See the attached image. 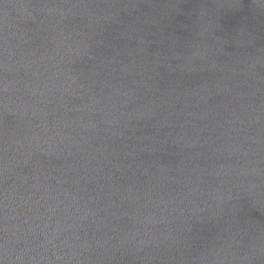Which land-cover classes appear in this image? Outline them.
<instances>
[{
	"label": "clouds",
	"instance_id": "obj_1",
	"mask_svg": "<svg viewBox=\"0 0 264 264\" xmlns=\"http://www.w3.org/2000/svg\"><path fill=\"white\" fill-rule=\"evenodd\" d=\"M246 209L264 0H0V264H264Z\"/></svg>",
	"mask_w": 264,
	"mask_h": 264
},
{
	"label": "water",
	"instance_id": "obj_2",
	"mask_svg": "<svg viewBox=\"0 0 264 264\" xmlns=\"http://www.w3.org/2000/svg\"><path fill=\"white\" fill-rule=\"evenodd\" d=\"M224 23L227 28H230L236 23V18L227 17ZM246 211H248L251 216H253L254 218L258 220L264 217V211H260L257 209H246Z\"/></svg>",
	"mask_w": 264,
	"mask_h": 264
}]
</instances>
